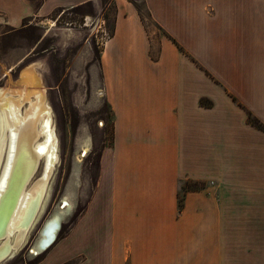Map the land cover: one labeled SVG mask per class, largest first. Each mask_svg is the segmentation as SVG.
Wrapping results in <instances>:
<instances>
[{"label": "crops", "instance_id": "1", "mask_svg": "<svg viewBox=\"0 0 264 264\" xmlns=\"http://www.w3.org/2000/svg\"><path fill=\"white\" fill-rule=\"evenodd\" d=\"M142 2L160 34L118 3L101 54L112 144L38 264H264V217L239 205L264 194V132L248 122L264 123V0Z\"/></svg>", "mask_w": 264, "mask_h": 264}, {"label": "rangeland", "instance_id": "2", "mask_svg": "<svg viewBox=\"0 0 264 264\" xmlns=\"http://www.w3.org/2000/svg\"><path fill=\"white\" fill-rule=\"evenodd\" d=\"M120 1H128L140 12L152 37L160 34L142 0H0V89L24 95L21 111L28 106V99L45 90L59 156L43 220L23 251L4 264H38L44 256H30V248L63 196L70 194L75 203L74 213L63 224L62 230L68 233L94 192L100 156L113 140L101 54L114 32ZM98 87L103 90L99 98ZM82 136L90 137L92 144L84 156ZM43 170L42 159L28 186L42 178ZM183 195L181 191L179 196ZM239 205L241 216L264 217V194L242 193Z\"/></svg>", "mask_w": 264, "mask_h": 264}, {"label": "bare ground", "instance_id": "3", "mask_svg": "<svg viewBox=\"0 0 264 264\" xmlns=\"http://www.w3.org/2000/svg\"><path fill=\"white\" fill-rule=\"evenodd\" d=\"M98 88L99 98L103 90ZM7 91L0 89V264L23 251L36 231L49 202L50 181L59 160L45 90L28 99L24 111H21L24 95L15 96ZM81 146L84 156L91 150L90 137H84ZM42 159V178L34 186H28ZM74 206L71 195H64L61 205L42 226L30 256L38 257L56 243L64 222L74 213Z\"/></svg>", "mask_w": 264, "mask_h": 264}, {"label": "trees", "instance_id": "4", "mask_svg": "<svg viewBox=\"0 0 264 264\" xmlns=\"http://www.w3.org/2000/svg\"><path fill=\"white\" fill-rule=\"evenodd\" d=\"M200 103L204 107H212V105H213V103L210 100H208V99H202ZM248 122L252 126H254L255 128H257V129H259V130H261V131L264 132V125L261 124L260 121H258L256 118H254L253 115H252V113H250V112H248ZM187 187H190V184H187L186 186L184 185L183 186V190H186ZM183 205H184V195H183V197H180L179 196V207H180V209H183ZM78 216H79V214H78ZM66 233L62 230L61 233H60V235H59V237H58V239H57V241H59L62 238H64V236L66 235ZM69 264H73V263H69Z\"/></svg>", "mask_w": 264, "mask_h": 264}, {"label": "water", "instance_id": "5", "mask_svg": "<svg viewBox=\"0 0 264 264\" xmlns=\"http://www.w3.org/2000/svg\"><path fill=\"white\" fill-rule=\"evenodd\" d=\"M32 247V246H31ZM30 250H31V248H30Z\"/></svg>", "mask_w": 264, "mask_h": 264}]
</instances>
